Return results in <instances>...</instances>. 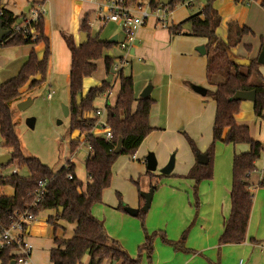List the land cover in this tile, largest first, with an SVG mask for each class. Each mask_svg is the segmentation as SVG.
<instances>
[{
  "label": "crops",
  "instance_id": "0c3cea01",
  "mask_svg": "<svg viewBox=\"0 0 264 264\" xmlns=\"http://www.w3.org/2000/svg\"><path fill=\"white\" fill-rule=\"evenodd\" d=\"M41 1L43 0H2L1 7L11 12L15 17L23 14H29L30 16L35 9L41 8L43 34L48 39L50 50L46 76L53 73V67L55 69L57 67V70L65 69L67 83L70 54L61 34L71 35L75 44H78L80 21L85 14H88L89 29L98 33V39L108 41L115 37L116 42L114 45L118 48V43L122 39L121 30L119 34L114 33L120 28L113 23H107L103 26L99 25L96 21L98 15L97 2L93 0H44L42 5H39ZM207 1L197 0L191 7L177 5L168 16L169 26L182 23L191 16L185 10L186 8H198L199 12L206 6ZM201 2H205V5L200 4ZM211 6L220 17V24L215 30L217 38L225 42L228 26L246 27L252 34L243 36L241 43L232 50V53L238 56L237 60L249 61L250 63L252 60H256L258 63L259 54L264 51V49L260 50L261 38L264 36V0H212ZM176 8H180V10L175 12ZM24 10H27V12H24ZM176 16L179 18L176 19ZM21 19L22 23L23 18ZM29 21H31V18ZM109 25L111 27L108 28L107 32L106 30L104 31ZM167 27L157 26L155 19L151 18L149 24L138 30L136 43L129 51V55H118L119 58L124 60L123 63H131L137 55V50L140 51L141 55L145 56L144 60L146 63L141 64V70L132 64L129 75H131L133 80L135 98L139 97L146 86L151 87L148 98L152 100L153 104L149 111L148 121L149 126L153 130L143 139L136 152L132 155L134 156L133 158L119 156L113 163L110 185L102 193L100 206L91 208V214L96 218L100 216L99 211L102 210L110 214L116 213L115 215H118L122 221H129L126 220L123 214L120 215V212L124 213V215L127 214L123 210L119 211L118 208L127 207L138 211L141 210L144 204L141 195L152 190L150 205L145 212V228L148 232L161 231L167 240L177 241L194 217V183L192 180L183 177L197 163L196 154L207 155V149L212 138L215 114V103L207 96V92H212L215 89V85L222 81V78L215 75L209 81L206 79V56L196 51L200 46L205 49L206 39L193 37L186 33L170 35ZM112 28L113 31L111 32ZM183 32L188 31L183 29ZM55 38L61 39L64 48L63 52H61L62 59H55V66H53V40ZM143 43L145 44L141 47ZM136 44L139 45V48ZM7 50L13 52H6L5 54L10 56V58L5 59L4 63L0 64V68H2L0 70L1 83L16 76L32 51L35 52L37 59H41L43 44L1 48L0 52ZM105 54L107 55L108 52H105ZM140 60L142 59L138 57V61ZM262 60V63H258V71L264 79V55ZM96 62L97 60L93 63L96 65ZM239 66L238 72L241 69V74H246L248 66ZM121 67L122 64H120ZM8 70L13 77H5ZM136 71H141V79L135 80L137 77ZM93 76L94 73L83 81L81 97L85 96L90 87L99 86L104 81L101 76L92 80ZM86 81H89L88 85H86ZM193 86L204 89L205 95L201 96L194 92L192 90ZM110 94L111 90L106 99V106L112 105L109 102ZM103 105L104 98H96L93 103L94 108H102ZM235 122L239 126L247 127L249 137L252 140L264 143V119L256 118L253 115L251 102L241 101L239 111L235 115ZM179 135L184 136V138L187 136L191 139L196 153L191 151L189 145L188 148H185L184 145L179 144L178 150H176L175 145L181 139ZM247 149L246 145L232 146L216 143L211 161L212 176L209 180L200 182L196 188L197 214L187 234L184 246L203 255L212 262H215L219 255V264H235V262L236 264H244L242 257H246L251 262L249 264H264V188L256 187L264 179V150L255 163L254 172L249 177V183L252 185L253 201L246 230V241L239 245L221 246L219 254H217V238L222 232L223 222L230 213L229 192L232 159L234 155L246 152ZM88 152L89 150L87 149L83 160V168ZM148 153H153L157 162V169L153 172L152 178L146 174L145 170V156ZM4 154L9 155V150L0 146V155ZM170 156L173 157L174 162L171 173L164 178H158V170L166 165ZM68 161L74 166V175L84 188L88 182L85 170L84 174L82 173V177H80L75 172L76 164L73 156ZM0 170V176L20 172V169L6 168L1 165ZM20 173L26 174L24 170H21ZM127 179L132 181L136 192L132 189L130 193L124 192L123 183ZM12 193L13 190L10 187L0 188V196H10ZM51 214V211H45L38 215H43L42 221L37 220L28 226L25 232L26 241L27 237L30 238L32 235L34 237L37 235L42 236L44 231L49 229L50 226L47 225L46 219ZM62 223L63 221H58L56 224L64 228ZM69 227V233H67L68 235H63L64 238H69L72 235L73 225H69ZM103 227L105 233L111 237L112 234H108L109 232L105 225ZM133 231L130 238L118 237L121 240V243L118 241L119 244L123 249H126L124 250L131 258L136 256L137 247L143 241L138 222H136ZM52 238L53 230L51 228V239L48 241V244H50L48 245L47 256H49V251L54 247ZM249 239H254L259 243L253 245L249 243ZM28 242L33 248L34 241L29 240ZM130 242L133 244L130 245ZM30 264H33L32 260ZM141 264H147L144 257ZM150 264L207 263L198 255L174 252L171 247L164 245L160 238L157 237L153 242V254Z\"/></svg>",
  "mask_w": 264,
  "mask_h": 264
},
{
  "label": "trees",
  "instance_id": "16d2710c",
  "mask_svg": "<svg viewBox=\"0 0 264 264\" xmlns=\"http://www.w3.org/2000/svg\"><path fill=\"white\" fill-rule=\"evenodd\" d=\"M0 0V28L7 31V35L0 41L1 48H13L23 45L39 43L43 44L41 59H37L32 51L26 62L21 66L15 77L0 83V138L1 147L9 150L10 162L1 165L10 167L14 163L26 174L17 172L6 176H0V188L10 187L13 190L10 196H0V233L8 228L16 214L30 213L34 216L51 211L46 223L53 230V248L49 251L50 264H141L144 257L150 264L153 253V242L159 237L160 241L172 248L174 252L198 255L208 264H219V258L215 262L210 261L201 254L184 246L187 234L195 220L198 201L196 196L197 185L209 180L212 176V156L216 143L224 145H246V152L233 156L231 168V187L229 192L230 213L223 222V229L217 238V254L224 245H239L246 241V230L249 221L253 201L252 185L249 177L255 170V163L264 150V143L252 140L248 129L239 126L235 122L241 100H232L236 92H254L252 112L256 118L264 119V79L258 71V63L252 60L246 74L238 72L237 57L232 53L240 43L243 36L252 34L246 27L228 26L225 42L219 40L215 30L220 24V17L212 8V0H208L206 6L197 14L191 15L184 22L171 24L167 27L170 35L186 33L190 36L206 39V79L209 81L218 75L222 81L215 85L207 96L215 103V114L212 126V138L207 149L209 162L202 166L195 163L189 172L183 177L193 181L194 217L189 226L181 233L177 241L167 240L161 231L148 232L145 228V212L138 211L136 218L139 221L143 241L137 247L136 256L131 258L121 248L119 243L110 238L104 230L101 221L91 214V208L101 203V196L111 182V167L119 156H132L143 139L153 130L149 126V111L153 104L150 98L134 97L133 80L131 75H124L121 68L113 65L115 57L109 58L105 52H109L114 44L107 40H99L98 33L91 35L88 27V14H85L79 26V34L85 35V42L75 44L73 37L62 33L61 37L70 54V66L67 80L68 89V117L69 131L84 135L83 143L89 150L84 162V170L88 182L84 188L82 183L74 175V166L68 160L57 172H52L46 165L35 157L24 156L20 149V143L15 132V122L10 105L22 100L25 88H33L45 81L47 62L50 56L49 42L43 34V18L38 16L34 22L29 21L23 14L15 17L11 12L1 7ZM147 1L151 9L159 6V0H132L130 3L141 7L140 2ZM44 2L41 1L39 5ZM182 0H170L164 6L172 12ZM23 18L19 25L16 21ZM28 21L29 27L25 24ZM188 23L190 29L183 32L182 25ZM18 28V30H16ZM32 30V34L30 31ZM264 49V36L261 38V48ZM103 59L106 76L114 69L118 79L119 91L112 105L106 106V122L109 126L111 139L106 140L101 136L91 133L94 120L84 115L94 109L93 103L97 96L111 90V82L102 81L99 86L90 87L79 103L76 97L81 93L83 81L96 71V60ZM122 64L124 60L119 58ZM40 76L39 80L35 78ZM192 152L196 153L195 146L190 138L185 136ZM120 141V151L114 153L117 142ZM79 140H70L71 150L79 145ZM152 178L153 173L146 171ZM71 175V179L67 176ZM164 178L165 175H157ZM38 181L47 182L46 193L32 207L34 203L33 191ZM256 187L264 188V179ZM120 211L123 208H118ZM63 221L73 225L71 237H56V231L65 228L56 223ZM249 243L256 245L259 242L249 239ZM16 247H0V264H10L16 258Z\"/></svg>",
  "mask_w": 264,
  "mask_h": 264
},
{
  "label": "rangeland",
  "instance_id": "374dc122",
  "mask_svg": "<svg viewBox=\"0 0 264 264\" xmlns=\"http://www.w3.org/2000/svg\"><path fill=\"white\" fill-rule=\"evenodd\" d=\"M200 4L205 5V2L203 3L201 2ZM178 10H180V8L179 9L176 8L175 12H178ZM185 10L188 12L189 15H193L198 12V8H192V9L186 8ZM27 17L28 19L32 18V14L30 16L29 14H27ZM151 18L147 20V22L145 23L143 27L149 24V22L151 21ZM175 18L177 19L179 17L176 16ZM167 20L169 21L168 17H167ZM157 26H160V24L157 23ZM109 27L111 26L110 25L107 26L104 29V31L106 30L107 32ZM112 31H113V28L111 29V32ZM119 32H120V29H117L116 31H114V33H117V34H119ZM144 44L145 43H143L141 47H143ZM136 46L139 48L138 44H136ZM63 48L64 47L62 46L61 39L55 38V40H53V66H55V63H54L55 59L57 60L62 59L61 52H63ZM6 52L11 53L13 51L11 50L1 51L0 52V64L4 63L5 59L10 58V56H7L5 54ZM110 52L115 57L113 66H115L116 69H119L121 63L119 62L118 55H124L125 52L120 51L115 46L111 48ZM136 54L137 55L135 56V58H133L131 63H122L121 68H122V73L124 75L130 74L131 72L130 68L132 64L135 67H138L139 70H141L140 69L141 64L146 63V61L144 60L145 56L141 55L140 51L137 50ZM138 57L139 59L141 58L142 60L138 61ZM64 60H65V57H64ZM1 69L2 68H0V70ZM239 73H241V69ZM100 76L103 77V80H105L106 75L104 72V66H103L102 59H99L96 62V71L94 73V76L92 77V80ZM136 76L137 77L135 78V80L141 79L142 78L141 71L139 72L136 71ZM5 77L9 78L13 76H11V72L8 70ZM113 77L111 79L112 89H111V94L109 97V102L111 104L114 103L117 97L118 91H119L118 79L116 78L115 75ZM0 80H1V76H0ZM86 82H87L86 85H88L89 81H86ZM48 95H50V99L47 98ZM22 96L23 97H22L21 102L28 100L27 104L25 105V108H23L22 110H19L17 108L18 103H12L10 105L12 113H13V120L15 122V132H16L17 138L20 143V149H21L22 154L27 157L37 158L42 164L46 165L52 172H57L62 167V165L71 156H73V160L76 164L75 172L80 177H82V173L84 174L83 160L87 152V147L84 145V143H82L84 140V135L83 134L79 135L78 131H74L73 133H70L69 117H64L62 114V106H68V90H67L65 69L57 70V67L56 69L53 67V73L46 76L45 81L41 85L30 88V89L25 88L23 90ZM89 114L90 112L86 113L84 117L90 116ZM29 119H32L34 121L32 128H29L26 125V121ZM179 136L181 139H179L178 143L175 145L176 150H178L179 144L184 145L185 148H188V143L186 139L184 138V136L182 135H179ZM70 140H79L81 146L79 147V145H77L70 152V148H69ZM0 144H1V141H0ZM133 162H136V161H133ZM10 168L11 169L14 168L16 170L19 169L15 163L11 165ZM2 170H5V169H2ZM123 185H124V192L130 193L131 189L136 192L135 186L133 185L132 181H130L129 179H127L126 182L123 183ZM98 206L100 205L95 204L92 206V208L93 207L95 208ZM99 213H100L99 214L100 216L96 217V219L101 221L102 224L105 225L107 231L109 232L108 233L109 235L112 234L111 237L110 236L109 237L116 240L117 242L119 241L120 243H121V240L118 237H124V238L129 237L130 238L134 232L133 229L135 228L136 222H138L139 224V221L136 217L124 215V213L122 212H120V215L123 214L126 220H129V221H122L118 215H115L116 213L110 214L102 210H100ZM38 215L35 216V219ZM42 218H43V215L38 216L37 219L34 220L32 223L36 222L37 220L42 221ZM62 225L65 228V231L63 232L61 229H58L56 231L57 237H61L62 234L68 235L67 233H69V229H70L69 225L66 224L65 222H63ZM139 229H140V232L142 233L140 224H139ZM28 239L31 241H34L33 248L31 250V255L28 257V263L30 264L32 260L33 264H50L48 260L47 252H48V247H49L48 245L50 244V243L48 244V241L51 239V228L49 227L48 230L44 231L42 236L37 235L36 237H34L32 235L30 238L27 237V241H29ZM132 244L133 243L130 242V245ZM242 260L244 261V264L251 263L248 261L246 257H242ZM104 264H107V262H105Z\"/></svg>",
  "mask_w": 264,
  "mask_h": 264
},
{
  "label": "built area",
  "instance_id": "2783aa9c",
  "mask_svg": "<svg viewBox=\"0 0 264 264\" xmlns=\"http://www.w3.org/2000/svg\"><path fill=\"white\" fill-rule=\"evenodd\" d=\"M97 2L98 15L96 21L99 25L103 26L107 23H113L118 26L122 33V39L118 43V49L124 51L126 55H129V51L133 48L136 42L138 30L145 25L148 19L151 17L155 19V22L159 23L162 27L169 26L167 17L170 11L164 6L159 5L154 9L149 7L147 1L140 2L143 5L138 7L136 4L130 3L132 0H93ZM197 0H182L178 6L191 7ZM42 14L40 7L32 12L31 22L38 19V16ZM165 19V20H164ZM26 27H29V23H26ZM18 30V28L16 29ZM32 34V30L30 31ZM109 91L100 93L97 98H104V105L102 108H94L90 111V116L94 120L91 133L94 136H101L106 140L111 139V133L109 126L106 122V104ZM50 99V95L47 96ZM134 156H130L133 158ZM1 172V171H0ZM1 174V173H0ZM71 179V175L67 176ZM45 181H38L35 190L33 191L34 203L32 207L36 206L40 198L46 193ZM35 220V216L30 213L16 214L15 218L10 222L8 228L3 229L0 233V247L15 246L16 258L13 260L15 264H29L28 257L30 256L32 246L25 240V232L28 226Z\"/></svg>",
  "mask_w": 264,
  "mask_h": 264
},
{
  "label": "water",
  "instance_id": "95a60500",
  "mask_svg": "<svg viewBox=\"0 0 264 264\" xmlns=\"http://www.w3.org/2000/svg\"><path fill=\"white\" fill-rule=\"evenodd\" d=\"M170 3V0H159V4L162 5V6H166ZM24 12H27V10H24ZM21 18H19L17 21H16V24L19 25L21 23ZM184 30L186 31H189L190 29V26L188 23H186L185 25H183L182 27ZM7 31H3L1 30L0 28V41L7 35ZM95 34V32H91V35L93 36ZM85 42V35L84 34H79V44H82ZM109 43L111 44H115L116 42V38H112V39H109L108 40ZM196 51L201 54V55H204L205 54V49L203 48V46H200L196 49ZM132 53V51H131ZM263 55H264V51H261L260 54H259V58H258V63H262L263 62ZM107 56L109 58H112L113 57V54L111 52H108ZM237 64L239 65H243V66H249L250 65V62L249 61H242V60H237L236 61ZM114 69L112 68L110 70V73L109 75L107 76L106 78V83H110L111 82V79H112V76L114 74ZM36 80H39L40 79V76H37L35 78ZM192 90L194 92H196L197 94L201 95V96H204L205 95V90L202 89V88H199V87H196V86H193L192 87ZM150 91H151V87L150 86H146L143 91L140 93L139 97L140 98H148L149 94H150ZM81 99V94H78L77 97H76V102L79 103ZM232 100H241V101H249V102H253L254 100V92L253 91H249V92H236L233 96H232ZM28 100L27 101H23V102H18V105H17V108L19 110H22L23 108H25V105L27 104ZM62 114L64 117H68V107L67 106H62ZM33 120L32 119H29L26 121V125L29 127V128H32L33 127ZM120 151V141L117 142L116 144V147L114 149V153L115 154H118ZM196 160H197V164L198 165H206L207 162H208V158H207V155L206 154H196ZM10 162V157L8 154H4V155H0V165H4V164H8ZM173 157H170L168 162L166 163V165L162 168H160L158 170V173L161 174V175H169L173 169ZM157 169V162L155 160V157L153 155V153H148L146 156H145V170L148 171V172H155ZM151 197H152V190H149L148 193L146 194H142V198L144 200V204H143V207L141 208L140 211L142 212H146L149 208V205H150V201H151ZM123 211L129 215V216H132V217H135L138 210L136 209H131V208H123ZM10 264H15L14 261H12Z\"/></svg>",
  "mask_w": 264,
  "mask_h": 264
}]
</instances>
